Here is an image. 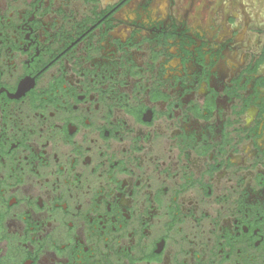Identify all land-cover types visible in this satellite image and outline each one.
<instances>
[{"label": "flooded vegetation", "instance_id": "af4514ba", "mask_svg": "<svg viewBox=\"0 0 264 264\" xmlns=\"http://www.w3.org/2000/svg\"><path fill=\"white\" fill-rule=\"evenodd\" d=\"M0 264H264V0H0Z\"/></svg>", "mask_w": 264, "mask_h": 264}]
</instances>
